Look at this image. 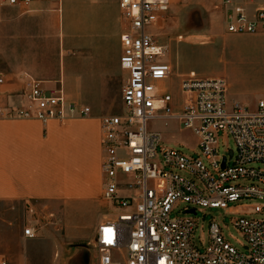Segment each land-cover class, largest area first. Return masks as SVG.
Instances as JSON below:
<instances>
[{"label": "built area", "instance_id": "obj_1", "mask_svg": "<svg viewBox=\"0 0 264 264\" xmlns=\"http://www.w3.org/2000/svg\"><path fill=\"white\" fill-rule=\"evenodd\" d=\"M65 1L0 0V6L32 11L43 3L61 11ZM182 1L118 0L121 66L127 80L122 111L102 119V199L124 212L97 225L93 239L97 264H264V218L249 217L264 215V99L254 110L229 106L226 79L203 78L195 72L181 78L179 106L168 88L159 87L174 71L164 61L166 50L157 41V31ZM249 1L218 0L225 33L264 34V8L250 17L241 6ZM24 79V94L33 109L0 106V119L63 122L78 111L90 113L89 107L69 102L62 89L47 91L34 78ZM9 81L14 82L0 73V86ZM155 121L175 122L179 130L190 131L199 153L187 155L177 147L162 146V134L150 126ZM221 134L232 138L233 150L223 149ZM247 201L253 202L251 210L232 221L246 241V253L225 240L216 221L210 225L208 244L201 242L203 250L197 248L193 241L197 221L190 216L196 215L194 207L227 212L230 205L242 207ZM180 204L187 205L183 210L187 215L171 218ZM38 235L34 226L23 231L26 239ZM0 264L9 262L0 256Z\"/></svg>", "mask_w": 264, "mask_h": 264}, {"label": "crops", "instance_id": "obj_2", "mask_svg": "<svg viewBox=\"0 0 264 264\" xmlns=\"http://www.w3.org/2000/svg\"><path fill=\"white\" fill-rule=\"evenodd\" d=\"M241 6L253 17L264 0ZM0 12V73L14 80L0 86V106L33 109L24 94V76H30L45 90L62 89L69 102L90 108L88 115L78 111L63 122L0 119V202L37 200L61 209L103 200L100 105L109 88L124 89L127 80L118 0H67L61 11L43 3L32 11L0 6ZM181 101L174 100L177 106Z\"/></svg>", "mask_w": 264, "mask_h": 264}, {"label": "rangeland", "instance_id": "obj_3", "mask_svg": "<svg viewBox=\"0 0 264 264\" xmlns=\"http://www.w3.org/2000/svg\"><path fill=\"white\" fill-rule=\"evenodd\" d=\"M217 5L215 0H184L160 24L157 41L165 47L164 61L174 68L172 80L166 85L177 102L183 99L177 75L194 71L203 78L223 77L229 84V106L240 104L254 110L264 99V35L218 34L225 32ZM178 36L184 40L179 41ZM52 44L55 50L56 41ZM59 45L62 50L61 40ZM122 89L109 88L106 104L100 105L104 116L122 111ZM150 126L162 133V146L177 147L187 155L199 153L196 137L190 131L179 130L177 123L155 121ZM220 140L223 149L235 148L230 136L221 134ZM245 204H232L227 212L194 207L196 215L190 216L197 221L193 240L197 248L203 250L201 242L208 244L210 225L216 221L223 227L225 240L246 253V241L232 223L251 210L253 202ZM186 206L178 205L171 218L187 215L183 213ZM123 212L104 200L79 202L61 209L37 200L0 202V256L9 264H97L93 246L97 224ZM249 217L260 219L264 215ZM28 226L39 229V235L25 242L23 231Z\"/></svg>", "mask_w": 264, "mask_h": 264}, {"label": "water", "instance_id": "obj_4", "mask_svg": "<svg viewBox=\"0 0 264 264\" xmlns=\"http://www.w3.org/2000/svg\"><path fill=\"white\" fill-rule=\"evenodd\" d=\"M230 155L232 156V152L230 153ZM224 164H225V161H224ZM224 164H223V166H224ZM190 213H194V211H190Z\"/></svg>", "mask_w": 264, "mask_h": 264}, {"label": "bare ground", "instance_id": "obj_5", "mask_svg": "<svg viewBox=\"0 0 264 264\" xmlns=\"http://www.w3.org/2000/svg\"><path fill=\"white\" fill-rule=\"evenodd\" d=\"M203 45V44H202Z\"/></svg>", "mask_w": 264, "mask_h": 264}]
</instances>
